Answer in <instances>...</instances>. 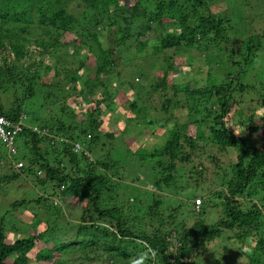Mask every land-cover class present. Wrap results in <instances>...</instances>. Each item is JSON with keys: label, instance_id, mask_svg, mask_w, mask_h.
<instances>
[{"label": "trees", "instance_id": "1", "mask_svg": "<svg viewBox=\"0 0 264 264\" xmlns=\"http://www.w3.org/2000/svg\"><path fill=\"white\" fill-rule=\"evenodd\" d=\"M122 1L0 0V115L19 119L31 101L45 112L36 114L35 124L45 135L26 129L19 136L17 156L25 167L18 173L13 166L0 191L20 177L33 178L39 187L51 186L59 200L55 210L82 207L71 225L72 238L69 228L47 221L44 229L24 225L27 233L9 239V231H19L18 221L13 217L8 228L3 217L0 264H32L33 258L36 264H64L69 250L103 264H215L206 255L224 232L241 253L217 264H264V31L235 32L228 0ZM70 2L84 8L82 14L76 15ZM181 54L190 67L187 75L192 74L185 82L173 80ZM73 61L78 67L68 73ZM114 74L119 87L113 85ZM46 75L53 76L49 84L42 82ZM121 86L140 94L124 103L133 121L162 133L153 145L137 147L136 139L128 140L131 158L119 157L113 145L107 152L94 147L102 138L113 141L124 134L107 132L104 118ZM145 96L159 103L164 115L154 117L158 108L147 107ZM182 109L183 127L166 124L165 116L175 119ZM58 136L64 139L53 145ZM76 143L82 150H74ZM0 147L5 149L1 142ZM230 150L236 158L222 167L218 154ZM203 156L220 168L211 179L199 160ZM128 172L132 179L126 180ZM143 173L151 180L140 179ZM208 179L221 188L211 194L222 200L224 211L215 224L205 219L210 204L197 211L193 202L204 197ZM142 180L153 188L131 189ZM27 204L16 201L5 215ZM172 205L177 208L171 212Z\"/></svg>", "mask_w": 264, "mask_h": 264}, {"label": "rangeland", "instance_id": "2", "mask_svg": "<svg viewBox=\"0 0 264 264\" xmlns=\"http://www.w3.org/2000/svg\"><path fill=\"white\" fill-rule=\"evenodd\" d=\"M251 1L253 2L252 6L249 7V3H251ZM126 3L124 0L122 1L121 4ZM228 3L230 4L231 8V12L230 14L227 13V15H229V20L230 22V26L234 29L235 32H237L238 29H240L242 32H251L250 34H254L257 35L259 33H262L264 31V1H260V0H228ZM69 7L70 9H73L76 13V15L78 14H82L84 8L82 7H78L77 2H70L69 3ZM107 16V14L105 15ZM69 38H73L74 35L73 33H68ZM152 36L151 33L148 34V37ZM147 38V37H145ZM146 39H143V41ZM71 51V50H70ZM84 57V55H82ZM175 60L177 61V68L174 71V77L173 80L174 81H178V82H185L187 79H191V75H187L189 73L190 67L189 65L186 63L187 62V57L184 58V55H177V57L175 58ZM90 61L95 62L94 59H90ZM91 62V63H92ZM127 66V65H126ZM68 73L69 72H73V70L78 67V63L73 61L72 64L70 63L68 66ZM126 68V67H125ZM66 70H64V72H66ZM64 72L61 75V78H63L65 76ZM52 74H54V71H51ZM82 73V72H81ZM71 74V73H70ZM51 75H46L43 76L42 78V82L49 84L52 80ZM117 75L114 74L113 78V85L115 87H119L120 86V82H118L115 79ZM172 80V81H173ZM83 81V80H80ZM142 92L141 93H145V91L147 90H143L141 89ZM134 91H130L128 89V86H121L120 89V93L119 95L114 96L113 95V102L110 104V106L107 108V110L105 111L106 117L105 118V126L106 128H108L109 133H117V134H122L121 135L123 138H121V136L119 138H116L115 140H110L107 138H102V140L99 142V144H97L96 146H94L95 148H105V151L107 152V150L112 146L117 148L118 151V155L119 157H129L131 158V153H130V146L128 145L127 141L129 140L130 143L132 142V140L136 139L135 143H138L137 147H140V145H145L147 142L150 143V145L153 143H157V138H159V135L162 134L161 132H157V128L155 125H153L150 128H146L145 124H142L141 121H133L132 118H134V113L130 112L129 108L127 105H124V103H127V101L130 103L132 101H137V96L139 97L140 94H138V92H134ZM140 92V91H139ZM172 95V93H171ZM173 97V96H172ZM131 99V100H130ZM3 102L8 105L10 104L9 99L7 98V96H5L3 99ZM32 103L29 104L27 103V109L28 112L27 114H32L34 116H28L27 114H24L28 116V118L25 120V123L29 124V125H35L36 124V118L37 115L36 114H40V110L41 111V115L45 116V112L43 110V107L40 106L41 103H35L34 101H31ZM144 103L146 104L147 107H157L158 108V114H155L154 117L156 116H162L163 111L161 112V105L157 102H153L152 98H148V96H145L144 98ZM154 104V106H153ZM61 105H63L61 103ZM72 108L74 106V104L72 103V105H70ZM65 107V109H68L67 106H63ZM138 107H144L143 102H139V106ZM80 110V108H75V111L78 112ZM160 110V112H159ZM113 111V112H112ZM59 113V110H55L53 113ZM48 113V111H47ZM56 113V114H57ZM176 118H170L169 115L165 116V120H166V124H168L170 127H174L176 125V122L179 124V126L183 127L186 123H187V118L185 117L186 112L182 109L181 112H174ZM261 113L264 115V110L261 111ZM236 115H238V117H236L237 121H239L241 119V117L239 118L240 115V111L236 113ZM141 117H144V113ZM80 119H83V117L81 116ZM164 120V121H165ZM238 123V122H237ZM229 126L232 127L233 129H235V125L233 123V121H231V123H229ZM139 131L141 132L140 134ZM236 131V130H234ZM237 132H239L241 134V130H238ZM262 133H264V131H262ZM243 134V133H242ZM247 136V134H246ZM103 143H105V146H103ZM19 144V142H18ZM130 147V148H129ZM116 151V152H117ZM113 155L115 154L114 151L111 152ZM117 155V156H118ZM208 155V154H207ZM219 158L222 161V167H229L230 163L232 161L235 160L236 156H235V152L233 150H230L228 153H219ZM51 156V155H50ZM20 155L18 157H14L15 159H17L18 161H16L17 163L20 161H23L21 158H19ZM209 156H203L200 157L199 160H201L202 162L205 163V165L208 168V172H207V177L208 178H213V172H218L220 170V168L218 169V166H215L214 164H212V162L210 161L211 159L208 158ZM19 158V159H18ZM8 164V166H6ZM9 160L8 155L6 150L3 147H0V181L2 178L6 177L7 174L8 175H12L14 172V164ZM135 164V163H134ZM22 172V171H21ZM18 172V173H21ZM17 173V171H16ZM133 172H128V175L126 176V180H128V177H130L129 179H132V176H130ZM183 174V173H181ZM6 175V176H5ZM39 175V174H38ZM45 173H42V178H44ZM143 175V176H142ZM140 176V179H145V180H151V177L148 174L143 173ZM188 176V174H187ZM134 177V175H133ZM145 177V178H144ZM27 179V180H25ZM208 179L210 182H203L206 183V193L203 194V198L201 197H197L195 200H193V202H196L197 199H201L202 200V205H204L205 202V207L206 205L210 204V207L212 208H207L208 212L205 215V219L207 221V223L209 224H215L219 221V219H221L223 217V207L219 206V204L222 202V200L216 196H213L211 194H215L219 189L218 187H212L211 185V180ZM35 179H31L29 180L26 177H20L19 179H16L14 182H10L9 184H2L3 188L0 191V221L3 217H6L5 220V224L7 225L8 228H11V220L13 217H15L18 221L17 225L19 226V231L17 232H12L9 231L8 233V238H12V239H16L17 236L23 235L26 232V230L23 232V229L25 228L24 225H33V229H37L38 224H40L39 228L40 229H44L46 228V223L45 222H49V223H53L55 222V225L58 226V228L62 227L61 229L63 231H66L68 228V234L69 236L72 238L73 236V231L71 229V226L73 223L77 224V220L78 218H74L78 215V211L81 210L82 207L79 208V210H77V208H71V209H66L64 208L62 210V212L59 210H55L53 208V203L55 204H59V200L58 198L55 196V194H53V191L50 190L51 186L49 187H39L38 185H36V182L34 181ZM128 184H130L127 181ZM134 187H131L132 190L140 193L142 189H152V184H148L146 185L144 180L142 181H137ZM130 184V185H132ZM181 185V184H180ZM142 192H145L144 190H142ZM169 192L166 191L165 193ZM181 192V191H180ZM177 193L176 191H174L173 194ZM210 193V194H209ZM46 198L48 200H46V202L43 201V203H38L39 198ZM175 197L177 199L182 200L183 196L180 195H175ZM21 200H26L28 202V204L24 207H20L16 210V212L14 213H10V214H6L5 215V211L9 209V207L14 204L16 201H21ZM192 202V205H193ZM195 205V204H194ZM201 205V206H202ZM214 205H218L215 206ZM193 207V206H192ZM195 207V206H194ZM177 206L176 205H172L170 208V211H174V209H176ZM195 209L198 211L199 209L195 207ZM67 213L72 216V217H67ZM65 217H67V219H65ZM38 223V224H37ZM189 224V226H191L193 224V222L191 221ZM21 225V226H20ZM67 225V226H66ZM70 225V226H69ZM38 228V230H39ZM60 229V230H61ZM31 229H28V232ZM181 229H178V233H180ZM56 231H59L56 230ZM38 232V231H37ZM36 231H31L30 233H37ZM231 236V234H228L227 232H224L223 237L218 240L217 242H214L210 245L209 247V251L206 255V258L211 261V258L214 257V262L215 264H217V260L218 259H222L223 262L225 263L227 260H229L228 255L230 253H235V255H240L241 252H239V250L237 249V245L236 246H231V241H228V238ZM11 239V240H12ZM43 244H40L38 247V251L41 250L43 248ZM82 249V248H81ZM227 249H232L230 250V252H228ZM82 251H84L82 249ZM243 251H246L248 253H250V250L247 248H243ZM74 252V253H73ZM68 256L64 258V264H70L72 263L71 260L72 259H81V263L80 264H103V262H99V261H86V259L81 258V251H73V250H69L67 252ZM34 257V256H33ZM205 258V257H204ZM205 258V261H207ZM80 262V261H79ZM227 263V262H226ZM32 264H36L35 263V259H32ZM39 264V263H37ZM75 264H79V263H75ZM104 264H108V263H104Z\"/></svg>", "mask_w": 264, "mask_h": 264}, {"label": "built area", "instance_id": "3", "mask_svg": "<svg viewBox=\"0 0 264 264\" xmlns=\"http://www.w3.org/2000/svg\"><path fill=\"white\" fill-rule=\"evenodd\" d=\"M26 124L24 119L21 118L19 121L11 120L3 115H0V142L5 146L8 156L11 160L18 155V138L24 132ZM80 146L78 145L76 151H79ZM15 164V163H14ZM18 170H22L25 167L24 162L15 164ZM202 204V200L196 201V207L199 208Z\"/></svg>", "mask_w": 264, "mask_h": 264}, {"label": "clouds", "instance_id": "4", "mask_svg": "<svg viewBox=\"0 0 264 264\" xmlns=\"http://www.w3.org/2000/svg\"><path fill=\"white\" fill-rule=\"evenodd\" d=\"M6 117V116H5ZM8 118V117H7ZM21 118H23L24 119V122H25V120L28 118L27 117V115H25L24 116V114H21L20 116H19V119H11V118H9V119H11V120H14V121H19ZM26 124V127H25V129H24V131H26V129H31L34 133H37V134H39V135H45V133H44V131H43V129H41V128H39L38 127V125H29V124H27V123H25ZM24 133V132H23ZM22 133V134H23ZM21 134V135H22ZM20 135V136H21ZM64 138H62V137H60L59 138V136L58 137H55V142H53V145H54V143H58V142H60L61 143V141L63 140ZM3 145V144H2ZM80 146V149L79 150H82V145H81V143H76L75 144V146H74V150L76 151V148H77V146ZM4 146V145H3ZM5 147V146H4ZM6 150V149H5ZM7 151V150H6ZM77 152V151H76ZM7 155H8V153H7ZM15 157H18L17 155L15 156ZM8 158H9V156H8ZM9 160L14 164H16L17 162L16 161H18L17 159H15L14 158V160H11L10 158H9ZM20 162H24V161H20ZM19 163V162H18ZM15 164H14V167H15ZM24 164H25V162H24ZM15 169L17 170V171H22V170H18L16 167H15ZM202 205V204H201Z\"/></svg>", "mask_w": 264, "mask_h": 264}]
</instances>
